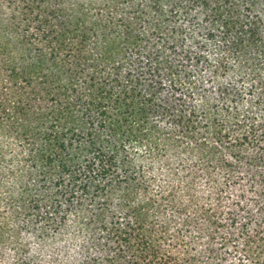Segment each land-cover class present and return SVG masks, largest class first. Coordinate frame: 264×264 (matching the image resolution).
I'll list each match as a JSON object with an SVG mask.
<instances>
[{
  "label": "trees",
  "instance_id": "obj_1",
  "mask_svg": "<svg viewBox=\"0 0 264 264\" xmlns=\"http://www.w3.org/2000/svg\"><path fill=\"white\" fill-rule=\"evenodd\" d=\"M262 1L0 0V245L14 264H264L262 192L242 188L264 133L229 84L218 97L191 73H237L264 104ZM189 25L207 36L195 61L176 42Z\"/></svg>",
  "mask_w": 264,
  "mask_h": 264
},
{
  "label": "rangeland",
  "instance_id": "obj_2",
  "mask_svg": "<svg viewBox=\"0 0 264 264\" xmlns=\"http://www.w3.org/2000/svg\"><path fill=\"white\" fill-rule=\"evenodd\" d=\"M239 2L242 3L243 1H239ZM260 3L264 5L263 1ZM206 16L207 15H200L198 19L201 25L204 24L205 27H208L209 23L207 24L204 19ZM263 21H264V17H263ZM150 25L152 26L153 23L150 22ZM189 26H190L189 28H191L192 30L187 29L186 34H182V32H179L176 35L177 37L176 42L179 47L181 46V48L184 51V54L186 56L189 55L191 57L190 60L192 61L195 59L194 57H197V55H199L200 47H201L200 41L202 43L206 41L205 39L207 36L199 34V31L198 32L196 31L195 26H192V25H189ZM202 30L203 28L200 29L201 32ZM257 31H258L259 39H262L261 41H264V24L258 23ZM210 43H213V42H209V45H211ZM179 50L181 49L179 48ZM220 51H222V49H220ZM251 51H252L251 53L253 56H256V57L258 56L257 62L259 61V59L263 58L259 49H257L256 51H253V50ZM211 57H215V54H212ZM206 63L207 62H204L203 64L193 63L196 68L193 69L191 73L195 74L196 77L201 81V83L202 82L204 83L203 84L204 87L209 86L208 88L212 92L217 94L218 97L219 95H222L221 89L229 84L231 88L230 91L232 93L230 95V99L232 98L234 100L233 102L234 104L238 102L236 104V110L238 113V117L242 119V121L248 125H251V124L257 125L256 127L257 131L253 130L252 132H250V135L254 134V136L256 137L255 134H258V135L263 134L264 133V104H263V99L261 98L262 95L258 93L256 84L247 83V82L242 83L244 79L243 76L241 77V75L237 73H234V74L229 73L226 75V77L218 76L216 78L217 81L209 85L207 81H211L212 79H214V74L208 69V66H207L208 64L206 65ZM219 87H220V90H219ZM248 115L250 116V118L247 117ZM248 130L249 128L245 129V131H248ZM242 155L246 157L247 161L251 162L252 164H255V163H259L258 158H259V155H261V152H259L256 147H252L250 145L245 148V151L242 152ZM261 166H262L261 168L249 167V169L252 171L251 178L248 176L249 178L247 179L249 186L245 185L244 187H242L243 189L251 188L252 191L253 189H258V193L262 192L261 196L258 195L259 197L256 196V194H253L254 199L251 200L253 201L252 202L253 205L255 204L258 207L264 203V161L261 162ZM249 180H250V183H249ZM0 191L2 192L0 194V198L4 199V202L2 203L0 202V203H1V206H4L7 199L5 198V194L2 195L4 193L3 189H0ZM0 210L3 212L8 211L7 208L5 207H1ZM257 211L255 210V212ZM258 213L259 215L261 214L260 219L262 218V220L264 221V210H259ZM13 259H14V254L12 250L10 249V247L0 245V260L4 264H14L15 260ZM234 264H238V263L234 262Z\"/></svg>",
  "mask_w": 264,
  "mask_h": 264
}]
</instances>
